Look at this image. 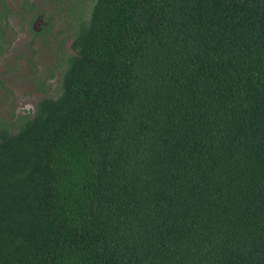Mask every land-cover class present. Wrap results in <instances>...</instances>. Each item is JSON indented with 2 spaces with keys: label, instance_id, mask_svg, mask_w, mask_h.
Wrapping results in <instances>:
<instances>
[{
  "label": "trees",
  "instance_id": "obj_1",
  "mask_svg": "<svg viewBox=\"0 0 264 264\" xmlns=\"http://www.w3.org/2000/svg\"><path fill=\"white\" fill-rule=\"evenodd\" d=\"M63 9L59 92L0 124V264H264V0Z\"/></svg>",
  "mask_w": 264,
  "mask_h": 264
},
{
  "label": "rangeland",
  "instance_id": "obj_2",
  "mask_svg": "<svg viewBox=\"0 0 264 264\" xmlns=\"http://www.w3.org/2000/svg\"><path fill=\"white\" fill-rule=\"evenodd\" d=\"M57 1L60 11H56L55 0L34 2L44 18L50 16L52 21L51 34L41 33L33 37L37 43L42 39V45L28 43L30 31H25V27L18 24L17 16H13V25L18 31L14 32L12 41H0V124L8 126L10 131H15L22 118L31 113L37 99L59 92V72L63 64L58 62V52L69 49L73 31V27L68 26L67 13L63 8L68 7L72 18H77L83 7L86 15L92 2ZM13 6L16 7L10 2L9 7Z\"/></svg>",
  "mask_w": 264,
  "mask_h": 264
},
{
  "label": "flooded vegetation",
  "instance_id": "obj_3",
  "mask_svg": "<svg viewBox=\"0 0 264 264\" xmlns=\"http://www.w3.org/2000/svg\"><path fill=\"white\" fill-rule=\"evenodd\" d=\"M10 2H13V4L16 7L14 8L13 6L10 8L9 7ZM34 2L35 0H15V3L14 0H0V10L3 12V16H4L3 19H0L1 42L10 43L12 41L14 37V32L18 31L15 25H13L14 24L13 19L15 18V16H17L19 21L18 24L25 27V31H30L31 36L28 43L31 44L32 42H34L35 46L39 44L42 45L43 42L42 39L39 40V43H37V40H33V37L35 35H40L41 33H34V32H41L43 26L48 24V22L47 19L44 18L41 9L36 5H34Z\"/></svg>",
  "mask_w": 264,
  "mask_h": 264
}]
</instances>
